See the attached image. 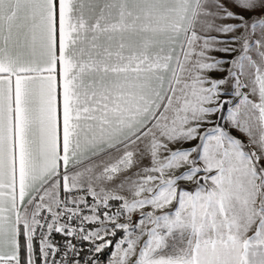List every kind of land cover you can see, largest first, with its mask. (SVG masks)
<instances>
[{
    "label": "snow or ice",
    "instance_id": "6c2138e0",
    "mask_svg": "<svg viewBox=\"0 0 264 264\" xmlns=\"http://www.w3.org/2000/svg\"><path fill=\"white\" fill-rule=\"evenodd\" d=\"M0 264H264V0H0Z\"/></svg>",
    "mask_w": 264,
    "mask_h": 264
},
{
    "label": "trees",
    "instance_id": "16d2710c",
    "mask_svg": "<svg viewBox=\"0 0 264 264\" xmlns=\"http://www.w3.org/2000/svg\"><path fill=\"white\" fill-rule=\"evenodd\" d=\"M107 255V254H106Z\"/></svg>",
    "mask_w": 264,
    "mask_h": 264
}]
</instances>
